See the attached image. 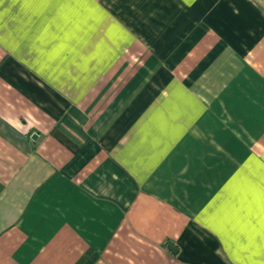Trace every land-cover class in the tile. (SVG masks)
Listing matches in <instances>:
<instances>
[{"label":"crops","instance_id":"crops-1","mask_svg":"<svg viewBox=\"0 0 264 264\" xmlns=\"http://www.w3.org/2000/svg\"><path fill=\"white\" fill-rule=\"evenodd\" d=\"M0 264H264V0H3Z\"/></svg>","mask_w":264,"mask_h":264},{"label":"water","instance_id":"water-1","mask_svg":"<svg viewBox=\"0 0 264 264\" xmlns=\"http://www.w3.org/2000/svg\"><path fill=\"white\" fill-rule=\"evenodd\" d=\"M36 138H37V136H36V135H33V139L35 140ZM169 249H170L173 253L177 254V248H176L175 246H173V245H169Z\"/></svg>","mask_w":264,"mask_h":264},{"label":"snow or ice","instance_id":"snow-or-ice-1","mask_svg":"<svg viewBox=\"0 0 264 264\" xmlns=\"http://www.w3.org/2000/svg\"><path fill=\"white\" fill-rule=\"evenodd\" d=\"M3 2V0H0V3H2Z\"/></svg>","mask_w":264,"mask_h":264}]
</instances>
